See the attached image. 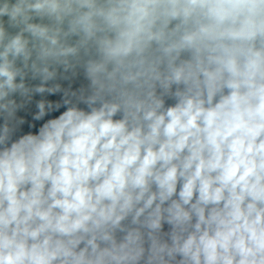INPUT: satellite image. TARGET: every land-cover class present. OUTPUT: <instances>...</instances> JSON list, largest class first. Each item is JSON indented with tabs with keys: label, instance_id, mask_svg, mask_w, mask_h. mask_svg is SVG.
Instances as JSON below:
<instances>
[{
	"label": "clouds",
	"instance_id": "obj_1",
	"mask_svg": "<svg viewBox=\"0 0 264 264\" xmlns=\"http://www.w3.org/2000/svg\"><path fill=\"white\" fill-rule=\"evenodd\" d=\"M0 264H264V0H0Z\"/></svg>",
	"mask_w": 264,
	"mask_h": 264
}]
</instances>
